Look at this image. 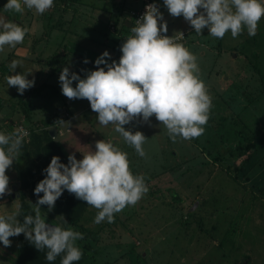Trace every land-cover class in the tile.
Wrapping results in <instances>:
<instances>
[{
  "label": "rangeland",
  "instance_id": "1",
  "mask_svg": "<svg viewBox=\"0 0 264 264\" xmlns=\"http://www.w3.org/2000/svg\"><path fill=\"white\" fill-rule=\"evenodd\" d=\"M57 1L53 4L58 5ZM5 3L0 0V9ZM159 8L167 28H191L183 17L168 14L162 2ZM8 12L15 22L13 12ZM171 21L178 27H171ZM192 30L189 34L193 37ZM204 39L200 38V45L189 47L196 56L198 77L211 97L209 118L200 136L173 141L154 116L149 122L136 119L124 127L144 134L145 156L140 157L113 128L93 121L96 113L91 109L80 116L79 121L90 125L83 126L86 141L72 149L66 147L63 151L67 156L72 153L81 159L80 152L94 150L96 140L111 142L127 153L130 171L141 175L147 187L134 205L114 213L110 224L94 223L98 210L88 206L81 223L94 230L101 226L89 249L91 264H264V16L253 36L243 30L236 38L226 32L223 38L207 34ZM10 56L6 60L10 61ZM9 66L0 59V82L6 83L4 77L14 74ZM9 88L0 96V104L9 101L15 116L19 100L15 87ZM47 95L30 103L33 116L26 114L28 127L37 123L33 117L44 120L43 113L60 110L58 105L51 106L54 93ZM62 127L65 123L61 122L57 131ZM23 159L25 163L28 158ZM13 170L19 177L22 168L16 166L6 169V175H13ZM14 206H6L4 214L16 211L17 204ZM44 217L46 223L65 226ZM20 236L24 237L23 233ZM9 239V252L0 251V264H15L16 245Z\"/></svg>",
  "mask_w": 264,
  "mask_h": 264
},
{
  "label": "clouds",
  "instance_id": "2",
  "mask_svg": "<svg viewBox=\"0 0 264 264\" xmlns=\"http://www.w3.org/2000/svg\"><path fill=\"white\" fill-rule=\"evenodd\" d=\"M162 3L168 14L183 17L196 35L207 28L208 35L217 39L226 32L236 38L243 30L253 36L264 16V0H162ZM52 6L53 0H6L3 10L22 13L27 8L42 14ZM27 31L0 17V50L4 45L14 47L21 43ZM130 32L119 46L118 62L109 63L105 58L110 54L104 50L92 61L94 70L81 69L85 72L83 78L64 67L58 83L62 95L68 99H87L98 124L113 128L137 155L144 157V134L124 125L136 119L149 122L154 116L166 128L170 139L189 140L203 134L211 97L198 77L196 56L173 36L164 34L167 24L155 0L145 5ZM88 62L87 57L82 60L84 64ZM19 63L11 61L9 67L14 74L6 75L4 80L22 95L34 85V80L27 79L26 72H15ZM27 135L23 128L7 134L0 132V197L11 193L6 169L19 155ZM80 153L81 159L69 153L67 163L54 155L42 169L43 178L33 188L37 199L34 204L30 202L34 215H24L20 222L19 206L11 214L0 215V244L7 247L11 244L9 237L23 233L37 250L46 249L47 261L52 262L63 253L60 264H73L81 258L76 241L83 239V234L70 226L46 223L41 205L50 211L67 190L98 210L94 223L105 220L110 223L114 213L134 205L147 192L143 177L130 171L127 153L113 143L96 140L94 150ZM62 220L68 224L63 217Z\"/></svg>",
  "mask_w": 264,
  "mask_h": 264
},
{
  "label": "crops",
  "instance_id": "3",
  "mask_svg": "<svg viewBox=\"0 0 264 264\" xmlns=\"http://www.w3.org/2000/svg\"><path fill=\"white\" fill-rule=\"evenodd\" d=\"M156 2L159 5L162 0ZM57 3L58 5L53 4L51 7L52 9L50 8L45 11L46 13L42 14L36 13L34 9L27 8H25L22 13H10L12 15L14 14L15 23L23 28H27L28 31L21 43L14 47L8 45V47H3V49L0 50V59L1 62L5 61L8 65H10L13 60L19 61L20 63L15 69V72L28 73L26 78L34 80V85L25 90L22 95L18 94L15 89L16 98L19 100L18 104L15 103V108L17 107L18 110L15 116L12 115L14 114L13 107L12 105L10 106L9 101L0 104V107L1 105H5L4 108L0 109V132L7 134L8 131L11 133L12 127L15 129L17 127L25 128L29 131V135L28 139H24L23 144H27L29 142L31 129L34 131H49L53 128L55 134L53 136L49 135L61 146V149L64 150L66 147L72 149L76 147L75 145L81 146L80 144L86 141L84 140L86 137H83V132H85L86 129H83V126L88 128L90 125L88 123H83L81 120L79 121V118L91 108L87 99H85L83 103H76V98L68 99L62 95L58 83V76L61 69L69 67L70 72L75 71L83 78L85 72H82L81 69L94 70L95 66L92 61L104 50H107L110 54V57L105 59L109 63L114 60L119 46L124 41L130 26V11L139 8L142 4V0H60L57 1ZM125 3L128 4V6H125ZM124 7L129 8L125 10ZM8 13L9 12L3 10V8L0 9V17L5 21H11V17L8 16ZM171 27L177 28L178 26L171 21ZM190 29L174 30L169 27L164 34L174 36L179 33H185L186 36L183 45L189 50L190 45H200V38H207L208 34L207 28H204L201 35H196L194 33L192 37L189 34ZM193 31L194 30H192L191 33ZM204 40L206 42V39ZM199 53L202 52L199 51ZM9 56L12 57L10 61L6 60ZM85 57H87L89 61L87 64L82 63ZM99 67H103V65ZM39 83H41L40 87H38ZM73 86H75V81L73 82ZM8 90H10V88L5 82L1 81L0 96L7 94ZM54 90L56 91L54 92ZM51 92L54 93L53 96L55 97L54 104L51 103V106L58 105L57 108L59 107L60 110L57 112L53 110L51 113H43V115L46 117L53 115V121H46V117H44V120L39 117H36L37 119L33 117V120H36L37 123L33 127H28L26 125L28 123L26 114L28 113L29 116H33L30 114V110L33 108L30 103L32 104V100L34 101L41 96H45L47 93L48 95L46 98H48ZM0 99L2 98L0 97ZM58 118H61L60 122L56 120ZM93 121H96V119ZM61 122L65 123V128L62 127L64 128L61 129L62 131H57L56 127ZM8 124L11 125V128L6 126ZM63 133H68L69 135L64 138L60 137ZM56 138H61V140ZM13 162L15 163L14 160ZM14 163L10 166L13 169L15 166L18 167ZM263 165L259 166L258 169L263 167ZM13 175H8L9 183H14L19 191L20 176L18 177L17 174L15 175L14 170ZM18 198L17 196L0 198V215L5 213V210H7L6 206L8 208L10 206H16V204L19 206ZM11 199L13 201H10ZM10 238H12V240L15 241V245H17L19 235ZM2 250H4L5 253L9 252L7 247L0 244V251Z\"/></svg>",
  "mask_w": 264,
  "mask_h": 264
},
{
  "label": "trees",
  "instance_id": "4",
  "mask_svg": "<svg viewBox=\"0 0 264 264\" xmlns=\"http://www.w3.org/2000/svg\"><path fill=\"white\" fill-rule=\"evenodd\" d=\"M156 1L159 0H155V2ZM131 22L132 21H130V26L126 35L129 33L132 25ZM120 55L121 53L118 50L116 55L117 60ZM116 58L114 60H116ZM29 137L28 145L23 144L19 155L14 159L15 164L19 168H22L20 171V195L18 198V220L20 222H22L24 215H34L30 201L34 204L37 196L33 194V188L35 184L43 178L42 169L47 166L51 157L54 155L58 156L62 163H67V154L61 149V146L50 137L48 130L34 131L31 129ZM23 158H28L30 160L27 159L24 163ZM39 195H42V193ZM88 206L86 202L75 198L74 195L67 192V190L55 201V206L50 211L47 209L46 205H41V214L65 225L62 220L63 217L64 221L68 223L64 227L70 226L73 230L81 232L83 238L88 239L86 243L82 242V239L78 240L79 244L76 245L80 248L82 255L80 260L73 262V264H91L93 262V256L89 253V249L93 248V244L98 238V231L101 230V226L94 230L81 223ZM105 222L106 224L111 223L106 220ZM45 252L46 249L37 250L25 239V237L19 235L16 245V258H14L15 264H60L63 253L58 255L52 262H49L45 259Z\"/></svg>",
  "mask_w": 264,
  "mask_h": 264
},
{
  "label": "built area",
  "instance_id": "5",
  "mask_svg": "<svg viewBox=\"0 0 264 264\" xmlns=\"http://www.w3.org/2000/svg\"><path fill=\"white\" fill-rule=\"evenodd\" d=\"M150 3H153V0H142V4L140 5L139 8L130 11L129 17H130V21H132L131 22L132 25H131L130 29L134 26L135 20L137 18H139L141 16V14L145 11V5L146 4H150ZM128 35H131L130 30H129V33L126 36H128ZM185 36H186L185 33H179L177 35H174L173 38H175L178 43H182L183 44V41H185ZM23 129H25V128H23ZM25 130L27 131V133L29 135V131L27 129H25ZM28 135L24 139H28Z\"/></svg>",
  "mask_w": 264,
  "mask_h": 264
},
{
  "label": "water",
  "instance_id": "6",
  "mask_svg": "<svg viewBox=\"0 0 264 264\" xmlns=\"http://www.w3.org/2000/svg\"><path fill=\"white\" fill-rule=\"evenodd\" d=\"M49 134H50L51 136H53V135L55 134V131H54L53 128H51V129L49 130ZM8 187L11 189V193H10V194H5L3 197H0V198H4V197H6V196H11V197H15V196H17V197H19L20 192L17 190V187H16V185H15L14 183H9V184H8Z\"/></svg>",
  "mask_w": 264,
  "mask_h": 264
}]
</instances>
